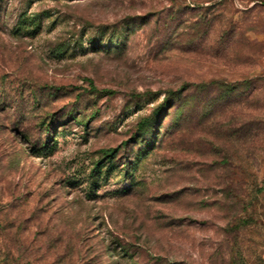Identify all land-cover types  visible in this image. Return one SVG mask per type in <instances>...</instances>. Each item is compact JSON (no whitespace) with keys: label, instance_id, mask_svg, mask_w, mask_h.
<instances>
[{"label":"rangeland","instance_id":"374dc122","mask_svg":"<svg viewBox=\"0 0 264 264\" xmlns=\"http://www.w3.org/2000/svg\"><path fill=\"white\" fill-rule=\"evenodd\" d=\"M1 3L0 234L19 264H264V0ZM243 124L224 163L215 137Z\"/></svg>","mask_w":264,"mask_h":264},{"label":"trees","instance_id":"16d2710c","mask_svg":"<svg viewBox=\"0 0 264 264\" xmlns=\"http://www.w3.org/2000/svg\"><path fill=\"white\" fill-rule=\"evenodd\" d=\"M2 0H0V10L2 7ZM40 27V20L39 17L37 15H27V14H23V16H21V18L19 19V22L17 23V26L15 28V31L17 34L22 33L23 31H26V33L28 34H33L36 32V30ZM114 35V34H113ZM121 36H118L117 38H119ZM117 38H112L111 42L117 41ZM111 39V38H110ZM52 55H62L65 52V49L63 46H55L52 47L50 49ZM225 92L228 93L229 91L233 90V87H228L225 86ZM233 98L229 95H227L225 98L223 99H219L214 97L212 99V102L210 103V110H212V113H216L220 110L219 105L222 104V106L224 105V107H221V109H229V107H233ZM79 121V120H77ZM81 123V125H85V123H83V121H79ZM68 120H64V122H62V125H67ZM254 127L252 128L251 125L248 124H243L241 126H239L238 128H236L235 130H232V133H234L235 137L232 139L230 136V132L225 133L224 136H216L215 140L213 143L216 144V146H219V149L221 151L224 152V158L225 161L224 163H228L229 160H231L233 158L232 156V151H230V148L232 145V143L234 141H238V139L242 136H246V131H248L250 133L251 130H253ZM42 131L45 132H50V126L49 124H43V129ZM216 135V133H215ZM50 140V137L48 138L47 141H45V144L42 146V149H46L48 147V142ZM230 144V145H229ZM215 146V145H214ZM33 148L38 149L37 146H34ZM117 150H107V152H105L104 154V159L100 160L99 164H102L101 167L105 166V173L110 170L111 167H113L114 162L113 159L115 157V153ZM235 154H238L237 151L234 152ZM99 164H95L94 167L92 168L91 171V177H94L96 172L100 171L101 167H99ZM135 162H133L131 165H134ZM133 167H131L130 165L125 167V172L124 175L128 176L130 170H132ZM92 182L87 184V189H88V194H90L91 188H92ZM130 189L126 190V192H128ZM123 192V191H122ZM124 193V192H123ZM14 234V233H13ZM11 237H15L12 236V234L9 233V231L7 232H2V234H0V239L2 240V243H0V264H19V261L21 260L22 257H25L24 255L18 254L16 255L15 252H13L12 249H10V247L6 244L8 238L11 239ZM134 246V245H133ZM131 246L128 245H123L121 246V254L123 257H129L131 260H134V255L131 253Z\"/></svg>","mask_w":264,"mask_h":264}]
</instances>
